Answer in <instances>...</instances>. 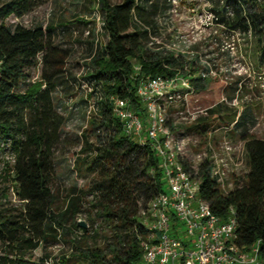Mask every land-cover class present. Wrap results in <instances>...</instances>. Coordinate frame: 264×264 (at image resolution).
<instances>
[{"label":"trees","instance_id":"16d2710c","mask_svg":"<svg viewBox=\"0 0 264 264\" xmlns=\"http://www.w3.org/2000/svg\"><path fill=\"white\" fill-rule=\"evenodd\" d=\"M44 1L0 0V143L15 153L12 181L14 194L22 203V208L17 209L0 201V264H45L48 256L33 261L26 254L56 238V228L62 232L64 223L79 212L78 198H69L62 211L53 209L49 184L53 174L52 150L59 141L63 117L53 109L52 93L63 78L70 55V47L62 46L64 35H80L91 22L83 21L80 27L61 25L55 30L52 24L42 28L17 23L11 28L4 23L10 15L22 18ZM219 1L221 4L209 8L216 23L229 32L238 31L255 39L258 64L264 66V0ZM168 8V0H99L106 41L94 50L91 71L85 80L101 98L97 96L96 100L97 117L88 122L95 133V143L84 140L81 147V153L89 151L92 155L86 157L89 160L80 161H86L88 170L96 175L92 181L93 205L111 232L103 246L83 248L76 241L72 244L76 255L90 264H144L139 237L146 234V228L138 214L164 191L165 181L153 149L123 133L121 123L112 115L108 97L129 98L132 109L144 116L145 108L135 94L139 81L145 76H173L176 68H182L183 57L147 49L146 32L133 21L134 13L142 23L156 29L155 17ZM54 37L59 44L54 43ZM88 49L89 54L93 53L91 43ZM38 57L39 80L31 82L29 70ZM136 63L137 74L133 69ZM207 81L192 79L198 91L204 90ZM77 82L74 80L73 85ZM221 107L216 105L214 111ZM230 115L236 131L245 118L234 111ZM81 137L86 138L85 134ZM242 140L247 158L243 181L239 184L235 180L231 190L222 192L211 177L210 160L205 158L196 173L198 194L221 219H225L229 207L234 208L235 241L249 246L261 239L264 264V139L243 134ZM73 226H78L76 220ZM60 263L66 264L63 258Z\"/></svg>","mask_w":264,"mask_h":264},{"label":"rangeland","instance_id":"374dc122","mask_svg":"<svg viewBox=\"0 0 264 264\" xmlns=\"http://www.w3.org/2000/svg\"><path fill=\"white\" fill-rule=\"evenodd\" d=\"M118 1L120 0H109L110 3ZM175 1V16L159 21L160 28L166 34L175 29L193 37L194 40L191 42H196L191 43L186 49L187 52H183L184 56L189 59L191 57L189 50L198 51L201 58L210 64L213 63L214 73L207 78L204 90H196L187 105L190 112L196 108L203 110L202 113H198L195 122L183 127L191 134L192 140L198 142L195 146L189 147L188 154L191 157L204 152L210 144L212 152L224 156L221 145L227 140L231 151L226 159L225 170L229 174L228 181L232 183L233 188L234 181L238 180L240 184L247 172L242 135L248 134L264 139V85H262L264 66L258 64L257 43L255 39L229 32L223 26L199 23V13L221 4L219 0ZM98 14L99 0H45L22 18L10 15L4 19V23L11 28L17 23L26 27L42 28L52 24L55 30L61 25L78 26L81 22L90 20L95 25L92 28V36L64 35L62 46L70 47V55L64 66L63 78L58 81L59 84L52 93L53 109L63 117L60 138L52 150L53 174L49 184L54 198L53 209L62 211L69 198H78L79 212L64 223L62 232L60 228H56V238H50L48 242L41 243L38 248L26 254V257L33 261H38L46 255L49 264H61V258L66 264H90L76 255L72 244L76 241L75 244L83 248L103 246L104 240L111 232L108 222L98 214L93 205L92 181L96 175L88 170L86 161H80L92 155L89 151L81 153V147L85 145L84 140L90 144L96 140L95 133L88 123L91 118L97 117V112L89 107L94 91L91 89L92 85L85 80V76L90 73L92 66L88 49L90 43L94 39L99 44L106 41L105 32L98 29V23L94 22L95 15ZM53 41L59 44L57 38L54 37ZM39 59L38 57L35 66L29 70L31 82L39 80L41 68ZM76 79L78 82L73 85ZM218 104L222 106L221 110L215 112ZM176 109L170 106V109L166 110L167 114L173 113ZM233 111L236 115L243 114L245 118L243 126L224 134V127L231 123L230 114ZM142 118L144 120L145 116ZM197 123L200 124L198 127H191ZM83 134L86 136L85 139L81 137ZM14 160L13 150L8 145L0 143V201L19 209L22 208V203L14 194L12 181L14 175L11 167ZM142 208L146 209L147 203ZM138 219L142 221L141 213L138 214ZM75 220L78 223L77 227L73 226ZM80 223L84 225L86 231L82 230Z\"/></svg>","mask_w":264,"mask_h":264},{"label":"built area","instance_id":"2783aa9c","mask_svg":"<svg viewBox=\"0 0 264 264\" xmlns=\"http://www.w3.org/2000/svg\"><path fill=\"white\" fill-rule=\"evenodd\" d=\"M169 8L157 15V28L152 29L142 23L133 13V21L139 29L146 32V48L161 55L181 56L185 59L182 68H176L173 76L142 78L135 94L143 104L145 111L142 116L132 109L129 98L109 96L113 117L121 123L126 136L133 137L141 145L148 144L156 154L163 173L165 189L158 193L140 213L143 216L142 224L146 234L140 239L142 262L144 264H261L262 240L257 239L249 246L239 245L235 239L237 227L234 208L229 207L225 219L214 215L209 204L199 197L198 166L205 159L210 160V174L216 179L218 188L222 192L232 189L228 181L229 174L225 170L226 159L231 151L227 140L221 145L219 153L212 152L211 145L204 152L194 156L188 154V149L195 146L197 140L183 127L193 123L198 113L203 110H188V102L196 89L192 79L208 78L213 75V63L201 58L196 50H189L187 59L183 52L191 46L193 37L173 29L164 33L159 21L171 18L176 14V1L168 0ZM191 11L195 12L193 9ZM198 21L202 25H219L216 16L210 9L199 13ZM83 35L92 36L95 27L90 20ZM94 22L98 29L103 31V19L100 14L95 15ZM222 26V25H220ZM232 33H239L232 31ZM240 34V33H239ZM76 36V32L74 34ZM104 44V43H103ZM96 39L91 42L94 50L99 45ZM134 73L139 71V64H133ZM91 85V84H90ZM264 85V76H262ZM92 89V88H91ZM93 90V89H92ZM93 100L89 107L96 109V100L101 98L100 93H92ZM170 106L177 108L167 114ZM168 107V108H167ZM206 111V110H204ZM206 113V112H204ZM237 117V116H236ZM235 120L224 127L223 133L233 130ZM175 226H172V219ZM174 234H177L174 235ZM47 260L45 264H49Z\"/></svg>","mask_w":264,"mask_h":264},{"label":"water","instance_id":"95a60500","mask_svg":"<svg viewBox=\"0 0 264 264\" xmlns=\"http://www.w3.org/2000/svg\"><path fill=\"white\" fill-rule=\"evenodd\" d=\"M80 226H82V227H83L84 225H83L82 223H80Z\"/></svg>","mask_w":264,"mask_h":264}]
</instances>
